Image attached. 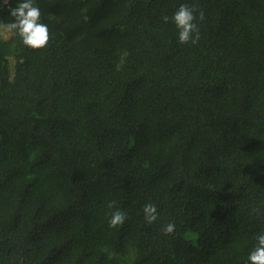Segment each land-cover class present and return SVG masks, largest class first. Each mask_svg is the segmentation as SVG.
<instances>
[{"label":"trees","instance_id":"16d2710c","mask_svg":"<svg viewBox=\"0 0 264 264\" xmlns=\"http://www.w3.org/2000/svg\"><path fill=\"white\" fill-rule=\"evenodd\" d=\"M36 3L46 47L0 30V264H246L264 230V0ZM180 3L203 14L196 44L162 19Z\"/></svg>","mask_w":264,"mask_h":264},{"label":"clouds","instance_id":"9594fccd","mask_svg":"<svg viewBox=\"0 0 264 264\" xmlns=\"http://www.w3.org/2000/svg\"><path fill=\"white\" fill-rule=\"evenodd\" d=\"M8 15L12 18L10 22L0 23V30L15 32L21 44L27 49H42L50 40L49 26L41 19V11L36 0H18L12 6L8 4ZM203 19L200 13L197 17L194 8L188 3H180L171 16L162 17L164 23L171 22L176 28V37L179 44H196L199 40V29L195 22ZM111 208L112 205L110 204ZM144 219L152 224L158 219L157 206L153 203H146L143 207ZM126 213L120 209L111 212L108 217L109 227L121 226ZM176 229L174 222H167L163 227L165 235L172 234ZM246 264H264V230L256 234V244L249 251Z\"/></svg>","mask_w":264,"mask_h":264}]
</instances>
